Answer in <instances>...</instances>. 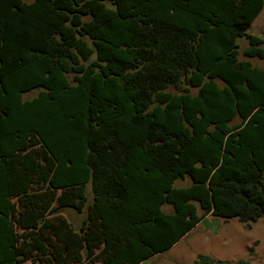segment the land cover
<instances>
[{
    "label": "trees",
    "instance_id": "16d2710c",
    "mask_svg": "<svg viewBox=\"0 0 264 264\" xmlns=\"http://www.w3.org/2000/svg\"><path fill=\"white\" fill-rule=\"evenodd\" d=\"M263 8L0 0V264H140L207 215L264 217V68L240 59Z\"/></svg>",
    "mask_w": 264,
    "mask_h": 264
},
{
    "label": "rangeland",
    "instance_id": "374dc122",
    "mask_svg": "<svg viewBox=\"0 0 264 264\" xmlns=\"http://www.w3.org/2000/svg\"><path fill=\"white\" fill-rule=\"evenodd\" d=\"M239 44L241 52L248 47L243 38L239 39ZM240 59H249L254 66L264 68V59L248 58L243 53L240 54ZM169 90L175 91L173 88ZM38 92L39 90L28 92L25 98H32ZM192 92L196 93L197 89H192ZM175 185L188 186L190 179H178ZM164 210L171 211V207L167 205ZM63 214L75 228L80 226L86 216V212L78 213L74 209H65ZM202 222L172 248L161 253L162 257L150 261V264H195L200 255L231 264H237L241 260L248 264H264V217L248 224L235 217L210 215ZM25 264L31 262L27 261Z\"/></svg>",
    "mask_w": 264,
    "mask_h": 264
},
{
    "label": "crops",
    "instance_id": "0c3cea01",
    "mask_svg": "<svg viewBox=\"0 0 264 264\" xmlns=\"http://www.w3.org/2000/svg\"><path fill=\"white\" fill-rule=\"evenodd\" d=\"M250 33H252L253 35L255 36H259L260 38H262L264 40V8L262 9V11L260 12V14L256 17V19L254 20L253 24H252V27L250 28ZM210 216V215H207L202 221H205V219ZM200 222L198 223L197 225L203 223V222ZM196 225V226H197ZM194 229V228H193ZM193 229H191L190 231H192ZM186 235H184L183 237H185ZM182 237V238H183ZM181 238V239H182ZM180 239V240H181ZM179 240V241H180ZM178 241V242H179ZM178 242H176L175 244H177ZM174 244V245H175ZM173 245V246H174ZM172 246V247H173ZM171 247V248H172ZM170 249V248H169ZM163 253V252H162ZM160 257H162V254L159 253L157 255H154L152 257H149L145 260H143L140 264H150V261L152 260H155V259H159ZM93 264H103L102 262H96V263H93Z\"/></svg>",
    "mask_w": 264,
    "mask_h": 264
}]
</instances>
